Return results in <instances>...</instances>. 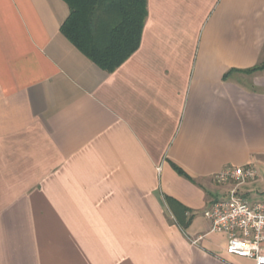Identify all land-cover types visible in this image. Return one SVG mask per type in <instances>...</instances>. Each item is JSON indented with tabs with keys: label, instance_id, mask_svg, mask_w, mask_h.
<instances>
[{
	"label": "crops",
	"instance_id": "0c3cea01",
	"mask_svg": "<svg viewBox=\"0 0 264 264\" xmlns=\"http://www.w3.org/2000/svg\"><path fill=\"white\" fill-rule=\"evenodd\" d=\"M69 15L0 0V264H254L205 212L225 170L252 166L239 191L264 197V0H147L112 73L62 34Z\"/></svg>",
	"mask_w": 264,
	"mask_h": 264
},
{
	"label": "trees",
	"instance_id": "16d2710c",
	"mask_svg": "<svg viewBox=\"0 0 264 264\" xmlns=\"http://www.w3.org/2000/svg\"><path fill=\"white\" fill-rule=\"evenodd\" d=\"M70 15L62 34L97 66L112 73L139 47L147 17V0H63ZM264 70V62L249 72ZM179 173H182L177 169ZM181 230L192 223L190 211L166 198Z\"/></svg>",
	"mask_w": 264,
	"mask_h": 264
},
{
	"label": "built area",
	"instance_id": "2783aa9c",
	"mask_svg": "<svg viewBox=\"0 0 264 264\" xmlns=\"http://www.w3.org/2000/svg\"><path fill=\"white\" fill-rule=\"evenodd\" d=\"M258 178L252 166L225 170L213 180L218 184L236 183L227 197L215 201L205 212L210 222V234L228 237L226 254L264 264V201H249L239 187ZM196 244V242H195Z\"/></svg>",
	"mask_w": 264,
	"mask_h": 264
},
{
	"label": "rangeland",
	"instance_id": "374dc122",
	"mask_svg": "<svg viewBox=\"0 0 264 264\" xmlns=\"http://www.w3.org/2000/svg\"><path fill=\"white\" fill-rule=\"evenodd\" d=\"M261 175H262V177L264 178V171L262 170V172H261ZM213 182H214V180H213ZM215 183V182H214ZM217 186H219V184H217V183H215ZM227 185V192L229 191V189L231 190L232 188H234L235 186H236V183H234V182H231V183H228V184H226ZM255 194H261L262 196H264V194H262V193H260V192H254ZM253 194V193H252ZM251 194V195H252ZM227 196L225 195L224 197H221V198H218V200H222V199H224V198H226ZM251 198L252 199H248V200H250V201H264V197H257V196H255L254 194L251 196ZM217 200V201H218Z\"/></svg>",
	"mask_w": 264,
	"mask_h": 264
}]
</instances>
